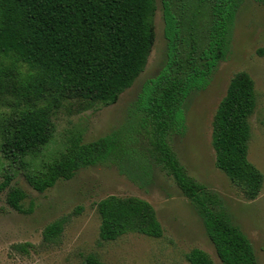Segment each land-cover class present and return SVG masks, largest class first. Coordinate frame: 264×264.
<instances>
[{
	"label": "trees",
	"instance_id": "16d2710c",
	"mask_svg": "<svg viewBox=\"0 0 264 264\" xmlns=\"http://www.w3.org/2000/svg\"><path fill=\"white\" fill-rule=\"evenodd\" d=\"M243 1L160 0L166 58L142 86L127 121L89 141L74 134L40 169L25 173L27 182L44 191L81 168L107 161L131 168L141 179L159 167L192 203L221 264H258L249 238L223 209L218 194L186 172L170 141L183 131L185 99L206 85L223 58ZM154 13L155 0H0L1 157L14 162L37 154L53 135L51 109L63 100L116 102L145 67L154 41ZM255 105L253 80L246 71H237L211 123L215 165L247 199L259 194L262 182L247 157ZM10 180L6 175L0 181V191ZM24 197L17 186L6 192L7 204L19 212H25ZM96 210L101 240L128 232L151 237L163 233L152 205L143 198L109 194L96 202ZM64 222L59 217L46 224L43 239L54 241ZM185 257L189 264H214L197 247ZM80 264L105 263L88 253Z\"/></svg>",
	"mask_w": 264,
	"mask_h": 264
},
{
	"label": "rangeland",
	"instance_id": "374dc122",
	"mask_svg": "<svg viewBox=\"0 0 264 264\" xmlns=\"http://www.w3.org/2000/svg\"><path fill=\"white\" fill-rule=\"evenodd\" d=\"M153 25L154 41L145 67L116 102L63 100L51 109L53 135L37 154L14 162L0 154V181L8 175L9 187H20L25 193L21 201L25 212H19L6 202L9 187L0 191V264H80L88 253L105 264H189L185 254L193 247L206 251L214 264H221L192 203L159 167L153 168L148 179H141L131 168L107 161L81 168L44 191L35 190L25 178L27 171L40 169L62 151L74 134L89 141L127 121L142 86L159 72L166 58L160 0H155ZM21 69L26 70L24 64ZM241 70L253 80L256 93L247 141V157L262 174L260 192L254 199H247L216 167L211 143L217 104L231 76ZM182 108L183 131L170 137L178 160L190 176L218 194L223 209L249 238L257 263L264 264V3L244 0L240 4L223 58L206 85L193 90ZM109 194L147 200L163 228L162 235L128 232L115 240H101L96 202ZM59 217H65L61 233L54 241H45V225Z\"/></svg>",
	"mask_w": 264,
	"mask_h": 264
}]
</instances>
